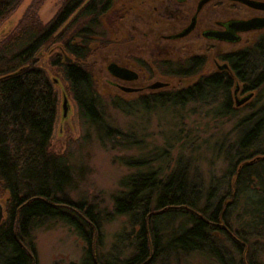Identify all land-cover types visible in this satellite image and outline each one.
Returning a JSON list of instances; mask_svg holds the SVG:
<instances>
[{
    "label": "trees",
    "instance_id": "trees-1",
    "mask_svg": "<svg viewBox=\"0 0 264 264\" xmlns=\"http://www.w3.org/2000/svg\"><path fill=\"white\" fill-rule=\"evenodd\" d=\"M22 1L0 0V26ZM44 1L31 0L15 26L0 36V264H37L34 231L57 221L86 244L80 262L70 264H162L190 254L211 264H264V103L236 124L238 135L225 150L227 170L221 179L211 177L201 187L187 162L163 177L159 169L122 177L124 190L114 196L112 212L127 216L130 254L107 259L98 255L105 216L95 201L70 196L82 167L75 169L69 152L51 148L57 93L47 67L67 83L86 125L102 121L97 107L101 95L88 58L95 37L105 34L103 23L111 20L115 0H62L55 14L42 22L38 11ZM181 61L182 74L192 75L203 60ZM172 67L177 73L178 67ZM241 69L240 74L245 72ZM233 85L217 73L171 92L167 100L221 95L228 112ZM113 102L121 108L130 104L116 97ZM104 128L101 139L129 146L125 141L133 133L105 123ZM146 162L135 159L128 165Z\"/></svg>",
    "mask_w": 264,
    "mask_h": 264
},
{
    "label": "rangeland",
    "instance_id": "rangeland-1",
    "mask_svg": "<svg viewBox=\"0 0 264 264\" xmlns=\"http://www.w3.org/2000/svg\"><path fill=\"white\" fill-rule=\"evenodd\" d=\"M30 1L23 0L3 22L0 36L15 26ZM162 1L164 0H115L112 16L109 18L111 20H104L103 23L104 36H96V41L92 42L94 52L88 58V63L96 89L101 95L97 107L102 121L96 120L95 125H86L78 115L67 83L57 72L47 67L57 93V114L51 148L55 152H69L75 169L82 167L83 173L79 175L78 185L69 194L75 200L85 197L95 201L105 216L101 239L96 249L104 259L112 256L123 258L130 254L128 233L131 227L127 216L112 212L114 196L124 190L120 185L122 177L136 171L153 169H159V176L163 177L174 167L177 169L187 162L189 172L197 175L201 187L208 185L211 177L221 179L227 170L225 150L238 135L236 124L264 103V85L252 91L253 95L247 102L239 104L237 100L245 93L241 92V86L235 89L233 85L230 94L231 109L234 112H227L223 108L221 95H214L212 99L205 101H187L180 105L156 104L153 110L146 112L129 105L126 109L114 104V97L128 101L130 96L108 83L111 75L106 65L109 60L128 61L130 53L134 52L144 57L140 51L148 43L145 32L164 27V19H171L161 11L164 7ZM61 2L62 0H45L38 11L40 20L48 21ZM154 7H157L156 11ZM103 39L108 40L105 45L99 43ZM152 50L155 54L158 53L156 48ZM186 52L187 50L183 51L185 54ZM63 93L67 96L69 105L65 116H62L61 108ZM251 103L252 107L249 106ZM104 123L123 132L133 133L132 138L125 141L129 146L101 139L105 133ZM262 139L264 140V132ZM135 159L147 162L145 166H129L128 163ZM34 244L37 264L79 263L86 247L80 236L61 221L37 228L34 231ZM162 264L211 263L197 254H190L180 259H166Z\"/></svg>",
    "mask_w": 264,
    "mask_h": 264
},
{
    "label": "flooded vegetation",
    "instance_id": "flooded-vegetation-1",
    "mask_svg": "<svg viewBox=\"0 0 264 264\" xmlns=\"http://www.w3.org/2000/svg\"><path fill=\"white\" fill-rule=\"evenodd\" d=\"M249 1L259 6L239 0L162 1L164 7L161 11L171 19H164L166 26L145 32L148 43L140 51L144 57L134 52L130 53L128 61H108L106 69L114 62L129 71V78H119L109 73L111 80L108 83L119 92L129 94L131 108L146 112L153 110L156 104H183L182 95L168 101L170 93L181 91L200 78L220 73L233 82L235 89L241 86V92L245 93L237 104L247 102L255 90L248 87L264 85V26L246 31L235 30L239 20L264 18V0ZM222 32L231 34L225 35L227 38H218L217 34ZM152 48H156L158 53L155 54ZM184 50H187L186 54ZM189 58L203 61L198 72L184 75L181 60ZM172 66L178 67L177 73ZM241 68L245 71L243 75L239 73ZM249 68L251 73H248ZM213 96L197 101L212 99ZM229 99L232 107L231 94Z\"/></svg>",
    "mask_w": 264,
    "mask_h": 264
},
{
    "label": "water",
    "instance_id": "water-1",
    "mask_svg": "<svg viewBox=\"0 0 264 264\" xmlns=\"http://www.w3.org/2000/svg\"><path fill=\"white\" fill-rule=\"evenodd\" d=\"M205 1L206 0H202V2H205ZM239 1L247 3L249 5L259 6L257 3H254V2L249 1V0H239ZM262 26H264V18H254V19L247 20V21L239 20L237 22V26L235 27V30L246 31V30H250L252 28L262 27ZM188 30H189V28L186 29L184 31V33L186 31H188ZM228 34L230 35L231 33L230 32H222V33L217 34V37L218 38H227L225 35H228ZM232 39H234V38H232ZM64 59L67 62L71 61V58H69L66 54H64ZM107 70L113 76H116V77H119V78H129L128 75H127V73L129 72L128 69L122 68V67L118 66L114 62L110 63L107 66ZM55 81L57 82V79H55ZM125 90H130V89L126 88ZM68 107H69L68 98L65 95V93H63L62 105H61L62 116L66 115V113L68 111ZM2 218H3V205L0 202V221L2 220Z\"/></svg>",
    "mask_w": 264,
    "mask_h": 264
}]
</instances>
